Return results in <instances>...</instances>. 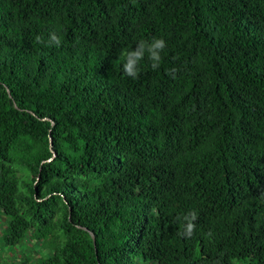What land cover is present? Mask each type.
<instances>
[{
    "label": "trees",
    "instance_id": "trees-1",
    "mask_svg": "<svg viewBox=\"0 0 264 264\" xmlns=\"http://www.w3.org/2000/svg\"><path fill=\"white\" fill-rule=\"evenodd\" d=\"M152 37L160 67L124 76ZM0 248L264 264V0H0Z\"/></svg>",
    "mask_w": 264,
    "mask_h": 264
},
{
    "label": "clouds",
    "instance_id": "clouds-1",
    "mask_svg": "<svg viewBox=\"0 0 264 264\" xmlns=\"http://www.w3.org/2000/svg\"><path fill=\"white\" fill-rule=\"evenodd\" d=\"M37 40L40 42L41 38L37 37ZM48 43L50 45H55L57 47L60 46V38L56 31H51L49 34V40ZM167 47L166 40L164 38H157L152 37L151 40H139L135 47L129 49V48H123L120 51V58L123 60L122 64V71L123 75L126 77H130L132 79H137L139 76V64L140 61H142L145 56L147 55V58L149 61H151V68L153 70H157L160 67V63L162 60L161 53L164 51V49ZM176 69H170L169 75H172L173 78H175L174 73ZM197 219V215L195 212H189L188 214L183 216V221L185 222L183 225V231L179 233L181 236H191L193 234V231L195 229V223L194 221ZM209 236H211V233H208ZM217 264L219 262L217 261Z\"/></svg>",
    "mask_w": 264,
    "mask_h": 264
},
{
    "label": "rangeland",
    "instance_id": "rangeland-1",
    "mask_svg": "<svg viewBox=\"0 0 264 264\" xmlns=\"http://www.w3.org/2000/svg\"><path fill=\"white\" fill-rule=\"evenodd\" d=\"M37 249V252L39 251L40 252V249L39 247L36 248ZM34 248V250H36ZM33 253V252H31ZM42 253H43V250H42ZM34 255L38 256V254L34 253ZM17 257H19V252L17 251L15 253V256H11V253L9 252V250L5 249L3 250L2 248H0V262H3L4 260H7V261H10V260H15Z\"/></svg>",
    "mask_w": 264,
    "mask_h": 264
},
{
    "label": "water",
    "instance_id": "water-1",
    "mask_svg": "<svg viewBox=\"0 0 264 264\" xmlns=\"http://www.w3.org/2000/svg\"><path fill=\"white\" fill-rule=\"evenodd\" d=\"M53 155H55V152H54V154ZM87 229V228H86ZM91 236H92V239H93V242H95V237H94V234L93 233H91Z\"/></svg>",
    "mask_w": 264,
    "mask_h": 264
}]
</instances>
